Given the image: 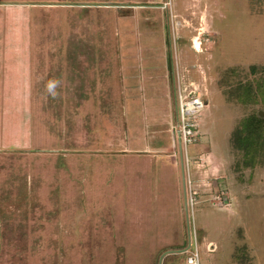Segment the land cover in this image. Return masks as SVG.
<instances>
[{
  "label": "rangeland",
  "instance_id": "obj_1",
  "mask_svg": "<svg viewBox=\"0 0 264 264\" xmlns=\"http://www.w3.org/2000/svg\"><path fill=\"white\" fill-rule=\"evenodd\" d=\"M252 65H264V0H0V264H185L192 240L201 264H264V166L239 167L231 142L264 103L226 92ZM149 75L161 117L159 90L132 101ZM179 78L209 99L182 207L176 180L161 195L137 172L147 161L126 160L181 169ZM143 98L151 120L132 107Z\"/></svg>",
  "mask_w": 264,
  "mask_h": 264
},
{
  "label": "trees",
  "instance_id": "obj_2",
  "mask_svg": "<svg viewBox=\"0 0 264 264\" xmlns=\"http://www.w3.org/2000/svg\"><path fill=\"white\" fill-rule=\"evenodd\" d=\"M171 66V54H169ZM256 76L246 82H238L226 91L230 99L243 103H264V65H252ZM178 113V112H177ZM231 142L242 153L239 167L264 166V116L260 111L245 116L232 132Z\"/></svg>",
  "mask_w": 264,
  "mask_h": 264
},
{
  "label": "crops",
  "instance_id": "obj_3",
  "mask_svg": "<svg viewBox=\"0 0 264 264\" xmlns=\"http://www.w3.org/2000/svg\"><path fill=\"white\" fill-rule=\"evenodd\" d=\"M152 65H153V63H152ZM156 65H154V66H150L149 65V70L148 71H151V70H156V69H159L160 67V62H159V64H158V66H156ZM144 70H145V68H144ZM143 76H145V74H143ZM155 76V75H154ZM148 80H149V78H153V76H151V75H149L148 77ZM147 80V79H146ZM151 80V79H150ZM149 80V86L147 87V88H145V84H142L143 86L142 87H140V88H135V89H133V90H135V93H137V94H135V93H133V95L135 96L134 97V99L132 100V101H134V100H136V99H139L137 96H142L143 97V95H144V91L145 90H150L149 88H151V89H154V91H158L159 90V88L157 89V82L154 80V82H151ZM163 80V79H162ZM146 81H144V83H145ZM162 84H164V83H162ZM133 90H132V92H133ZM140 91H141V93H140ZM160 92H161V94H162V99H163V103H161V106H160V108H161V110H159L158 109V112H157V114H158V116L159 117H161L163 114L164 115H166V110H167V106H168V102H167V97H166V93H165V91H164V89H162V90H159ZM159 92V93H160ZM158 93V94H159ZM131 101V102H132ZM143 103H142V105L140 106H136V105H133L132 106V104H131V102H130V104H131V106L133 107V108H135L136 109V107L138 108H140L139 110L142 112L143 111V115H142V118H145V119H153L155 116H157L156 114H155V111H153V113H150V114H148L147 113V111H146V103H145V99L143 98ZM155 106V105H154ZM155 108V107H154ZM165 112V113H164ZM163 113V114H162ZM151 117V118H150ZM139 142H140V140H139ZM184 151H180V153H179V157H176V156H169V159H172V161H175V160H179V164H180V167H181V169H171V170H169V171H171L169 174L170 175H167L166 174V171H165V169H167L168 167H164V166H160V164H157L156 163V158L157 159H161L162 158V154H154V153H149V152H132V151H130V152H128V153H126V155H127V158H126V160H130V159H133V160H142L143 159V161H147L146 162V166L145 167H141V166H137L136 168H138V171L137 172H141V173H143V174H146L145 176H147V177H149V180H150V182H152V180H155L156 179V181H157V183H149L151 186H153L154 185V187L152 188V191H154L155 192V190H157V189H155L156 187H157V185L159 186V190L158 191H160V190H162V192L163 193H161V195H165L166 196V188L164 187V184L166 185V183L165 182H168L170 179L171 180H176V184H177V186H176V189L178 190V197H179V195H183V197L181 198V196L179 197V206L180 207H182V206H184L183 204H182V200L184 199V203L186 204H188V198H187V196H186V187H187V185H186V173H187V175H188V177H190L192 174H191V172H188V171H185V168L183 167V157H184ZM117 155H122V154H117ZM172 157V158H171ZM174 157V158H173ZM124 158V157H123ZM122 158V159H123ZM164 165H166V164H164ZM128 167L129 166H124V167H121V166H119V168H118V170L115 172H113V174L115 175V176H120V175H124V174H127V170H128ZM139 168H141V170H139ZM120 174V175H119ZM149 174V175H148ZM171 176H173L172 178H170ZM126 179V178H125ZM127 181V180H126ZM160 181H162L163 183H162V187H161V185L159 184V182ZM113 184V183H112ZM114 185V184H113ZM173 185V184H172ZM172 187V186H171ZM174 187V186H173ZM151 189V188H150ZM165 191V192H164ZM155 195H153L154 196V198H157V197H159L160 196V194H157V193H154ZM148 198H151V196H148ZM182 216V215H181ZM181 222H182V220H181Z\"/></svg>",
  "mask_w": 264,
  "mask_h": 264
},
{
  "label": "built area",
  "instance_id": "obj_4",
  "mask_svg": "<svg viewBox=\"0 0 264 264\" xmlns=\"http://www.w3.org/2000/svg\"><path fill=\"white\" fill-rule=\"evenodd\" d=\"M177 112L178 122L175 136L180 144L185 148L187 156V146L200 140V113L208 105L209 99L205 97L202 88L195 81L185 82L179 78L177 86ZM191 252L187 255L185 264H201L200 245L197 240L190 242Z\"/></svg>",
  "mask_w": 264,
  "mask_h": 264
},
{
  "label": "bare ground",
  "instance_id": "obj_5",
  "mask_svg": "<svg viewBox=\"0 0 264 264\" xmlns=\"http://www.w3.org/2000/svg\"><path fill=\"white\" fill-rule=\"evenodd\" d=\"M193 42H194V47L197 49V50H201L200 49V39H199V37L198 36H195L194 38H193Z\"/></svg>",
  "mask_w": 264,
  "mask_h": 264
}]
</instances>
